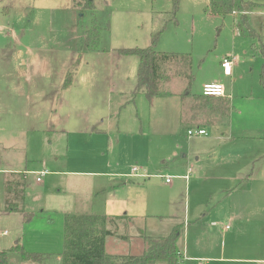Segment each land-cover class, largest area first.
I'll list each match as a JSON object with an SVG mask.
<instances>
[{
    "label": "rangeland",
    "instance_id": "1",
    "mask_svg": "<svg viewBox=\"0 0 264 264\" xmlns=\"http://www.w3.org/2000/svg\"><path fill=\"white\" fill-rule=\"evenodd\" d=\"M252 1L258 8L249 24L264 35V0ZM207 2L179 0L175 9L171 0H0V232L8 233L0 250L8 264L26 263L15 245L42 254L41 264H61L66 212L118 216L108 227L116 231L114 254H140L141 236H165L184 222L185 264H264L261 237L242 234L239 242L256 250L230 252L234 224L220 220L246 147L231 141L230 125H202L207 136H188L180 96L149 100L137 92L138 57L121 52L152 46L190 54L191 96L221 84L228 124L240 128L263 92L261 59L256 40L235 32L230 15L207 13ZM93 18L99 36L88 47ZM223 58L233 60L229 72ZM183 87L170 82L176 93ZM25 165L46 171L41 182L29 175V217L3 211V169ZM134 166L146 177L126 176ZM228 222L230 230L219 225Z\"/></svg>",
    "mask_w": 264,
    "mask_h": 264
},
{
    "label": "trees",
    "instance_id": "2",
    "mask_svg": "<svg viewBox=\"0 0 264 264\" xmlns=\"http://www.w3.org/2000/svg\"><path fill=\"white\" fill-rule=\"evenodd\" d=\"M174 8H178L179 0H171ZM88 2V0H87ZM93 4V0H89ZM258 4L252 0H208L205 10L211 15L232 18V26L240 35H249L256 40L255 51L261 57L258 81L264 90V35L255 30L248 20V15ZM92 19L90 27L85 30L84 41L90 46L88 39L97 38L99 33ZM154 42V41H153ZM122 53L138 57L137 92H142L149 100L170 95H179L184 108L180 111V122L188 125L213 126L229 117L230 101L227 97L204 96L201 93L191 96L192 59L190 54L156 51L152 46L146 48L123 49ZM172 79L183 83L182 93L170 88ZM185 82V83H184ZM68 83L66 80L65 84ZM184 96L191 98L186 103ZM201 117V120L198 119ZM264 157V154H263ZM23 180H7L5 182L4 209L25 213ZM27 216V214H24ZM29 217V216H27ZM104 214L67 212L63 221V250L60 254L61 264H183V242L180 239L184 232L183 223L176 224L165 236L143 235L145 249L137 255L109 254L105 250V239L115 236L116 231L108 228L113 219ZM14 248L21 254L26 263H41L43 255ZM7 250H0V264H7Z\"/></svg>",
    "mask_w": 264,
    "mask_h": 264
},
{
    "label": "crops",
    "instance_id": "3",
    "mask_svg": "<svg viewBox=\"0 0 264 264\" xmlns=\"http://www.w3.org/2000/svg\"><path fill=\"white\" fill-rule=\"evenodd\" d=\"M255 10L256 9H254L251 13L255 12ZM251 13H249L248 15L249 16L248 20L250 18ZM256 55L261 59V57L258 54ZM259 71H260V66H259ZM254 100L251 99V103H250V105L253 107V114L248 115L249 118H246L245 124L243 122V125L240 128H232L233 126L231 124H228L230 115L227 119L220 122L219 124H215L211 126V127H221L222 128V127H227L230 125L231 127L230 130H233V133H234L233 137L231 138V141L241 142L246 147L245 154L241 157V159L237 163H235L232 174H230L231 175L230 177L232 178V184L229 186L230 188H228V190H224L225 192L227 191L226 193V198L228 200V203L226 205L227 211L221 215V218L219 217L220 220L222 221L230 220L234 224L235 233L233 230V233H234L233 236L235 237L237 243H234L232 244V246L228 247L230 252H234V250L232 249H243V250L245 249V250L253 251V252L254 250H256V247H255L256 245H252V244L243 245L242 243L239 242V237L242 234L243 235L248 234V237H249L248 239H251L253 241H256L257 237H261V241L264 242V157H263V154H264V90L262 94H260V96H257V99H254ZM199 120H201V117L198 119L197 122H199ZM186 127L188 128L201 127L205 129L207 126L204 127L202 125L193 124V125H188ZM207 135L208 133L203 136H207ZM3 171L5 173L4 182H3L4 192H5V182L7 180H10V181L23 180L25 182L24 201H23V207H22L25 212L26 189L29 185V175L33 174L37 178V174L35 173H38V172L32 173V171L26 168V165L22 169L9 168V169H3ZM43 176L40 177L39 181H37V179L36 181L41 182ZM126 176L141 179V178H145L146 174L145 176L139 177V176H131L129 173ZM158 176L162 180H164V176L166 175L161 174ZM171 183H172V180L167 184H171ZM4 199H5V195H3V211H6L4 209ZM6 212H15V211H6ZM122 217L125 218L126 216L123 215ZM182 223L185 225L184 222ZM176 224L177 223H175L173 226H175ZM228 224L229 222L226 224H219V225H221V227L225 229V226ZM185 229L186 228L184 227V232H185ZM225 230H230V225H228V229H225ZM184 232L182 234V238L180 239V245H182V242H183V245H182L183 252H184L183 264H185L184 261L186 259L185 243H184V238H183ZM7 234L8 233L4 235H0V236H5ZM111 244H112V237L111 236L106 237L105 250L109 254H114L108 251V247ZM193 260L196 262V264H205V261H201V259L199 260L193 259Z\"/></svg>",
    "mask_w": 264,
    "mask_h": 264
},
{
    "label": "built area",
    "instance_id": "4",
    "mask_svg": "<svg viewBox=\"0 0 264 264\" xmlns=\"http://www.w3.org/2000/svg\"><path fill=\"white\" fill-rule=\"evenodd\" d=\"M233 60L229 58H223L221 61V67L226 71L229 72L230 67L232 66ZM201 94L204 96H213V97H224L225 96V90L224 87L219 83H206L202 85L201 88ZM207 132L204 128L201 127H193L189 128L187 130L188 136H203L206 135ZM46 173V171H40L37 174V181L40 180V177L43 176ZM131 176H145V174L140 172V169L136 166L131 168L130 171ZM186 177V176H185ZM165 183H169L171 181L170 176H164ZM225 229H228V225L225 226ZM6 231L0 232V235L6 234ZM24 264H41V263H24Z\"/></svg>",
    "mask_w": 264,
    "mask_h": 264
}]
</instances>
